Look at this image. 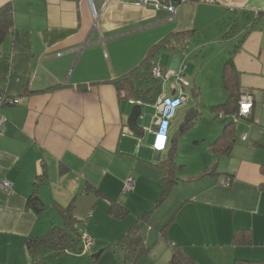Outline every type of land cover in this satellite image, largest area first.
I'll list each match as a JSON object with an SVG mask.
<instances>
[{"label": "crops", "instance_id": "crops-1", "mask_svg": "<svg viewBox=\"0 0 264 264\" xmlns=\"http://www.w3.org/2000/svg\"><path fill=\"white\" fill-rule=\"evenodd\" d=\"M170 1L174 18L134 0H0L13 7L0 43V96L21 98L2 108L0 264H29L26 239L61 224L56 206L70 203L93 246L64 258L46 253L51 264H123L111 243L145 213L139 233L150 249L137 264H171L174 246L197 264H264V0ZM229 57L252 106L236 117L234 142L221 154L211 144L225 113L211 108L228 97ZM148 63L178 77L156 79L151 100L114 84L131 74L144 87ZM179 93L165 149L155 151L154 104ZM134 105L141 135L127 126ZM194 127L196 155L190 166L174 162L180 173L173 169L176 181L160 201L168 145L178 129ZM128 177L134 185L124 194ZM35 189L38 212L27 204ZM113 200L125 217L109 213Z\"/></svg>", "mask_w": 264, "mask_h": 264}, {"label": "trees", "instance_id": "trees-1", "mask_svg": "<svg viewBox=\"0 0 264 264\" xmlns=\"http://www.w3.org/2000/svg\"><path fill=\"white\" fill-rule=\"evenodd\" d=\"M12 27L13 7L11 2H7L0 6V43L10 33ZM165 40L168 39L165 38ZM163 42H161V44ZM159 45L160 43L153 46V50H151V53L149 54L151 55L154 49L159 47ZM150 67L151 64L148 63L144 74L141 75L144 80V87L140 82L139 84L141 85L137 84L134 81L135 76L131 74L116 79L114 84L117 87L120 86L119 89H125L128 96L133 94L138 95L145 100H151L156 93L157 86L155 85L156 79L153 78ZM222 75L225 88L228 90V97L223 103L214 105L211 108L215 113V116L217 115L218 111H223L225 113L224 117L222 118V132L213 140L211 148L212 150L218 151L221 154H227L234 142L233 126L234 121L238 118H236V116H231L228 118V115L230 113L236 115L238 105L237 103L240 97V94L237 91V74L235 72L233 59L231 57L226 60ZM140 114L141 112L139 106L134 105L127 118L128 128L136 135H141L143 132V129L138 121ZM190 123L191 122H188L186 125H189ZM186 125H183L182 129H186L188 127ZM175 145L176 137L174 135L169 145V152L166 158L167 168L166 170L164 169V176L160 180L162 184L160 201H163V199L169 194L171 185L176 181V178L173 176V169L176 167V164L174 163L172 157ZM225 179L229 182L231 180L230 177H225ZM27 204L37 212L43 209V204L39 198V195L37 194L36 189L28 197ZM56 211L61 217V224L54 223L46 230L44 234L40 236H30L26 239V244L24 247L27 253L31 256L29 264H51V262L46 259V253H49L52 257H58L60 255L66 254L68 251L74 252L78 247L79 249L81 248L80 235L81 231L83 230L76 225L78 222H80V219L76 218L73 214V204L70 203L67 206H56ZM109 213L116 218H123L128 213V210L119 201L113 200L109 206ZM148 217L149 216L147 213L142 215L141 218H138L135 224H132L115 242L111 243L113 249L117 248L119 250V256L124 262H127L128 264H137V258L150 249L149 246L144 244L139 233L141 223L145 222ZM172 248L173 250L170 257L171 264H197L195 259L183 255L178 247L174 246ZM234 264L261 263H255L251 261H237Z\"/></svg>", "mask_w": 264, "mask_h": 264}, {"label": "built area", "instance_id": "built-area-1", "mask_svg": "<svg viewBox=\"0 0 264 264\" xmlns=\"http://www.w3.org/2000/svg\"><path fill=\"white\" fill-rule=\"evenodd\" d=\"M91 2V0H88ZM137 4L142 6H150L154 8H162L165 9L169 14L170 17L174 18L176 15V6L170 0H134ZM93 9V8H92ZM96 11H93V15H96ZM151 74L153 78L158 79L164 76L176 75L178 74L172 70H168L166 73H162L160 66L155 64L151 68ZM21 101L20 97H5L0 96V127L5 122V116L2 112V108L8 105H16ZM183 103V96L181 93L179 94H163L159 97L154 106H155V129L153 130L154 138L152 143V148L155 151L164 150L167 144V136L169 132V126L173 118L175 117L178 108ZM252 106V99L248 96H241L238 100V109L236 111V117H242L249 114L250 108ZM225 184H228V180H224ZM1 185L4 188L9 187V183L6 180L1 182ZM133 179L128 177L123 184L122 192L127 193L131 189H133ZM80 241L82 242V250L89 251L93 246V239L92 237L87 234L85 231H81Z\"/></svg>", "mask_w": 264, "mask_h": 264}, {"label": "rangeland", "instance_id": "rangeland-1", "mask_svg": "<svg viewBox=\"0 0 264 264\" xmlns=\"http://www.w3.org/2000/svg\"><path fill=\"white\" fill-rule=\"evenodd\" d=\"M201 127L202 126L199 127L198 131H200V130L202 131ZM181 130L182 129L177 130L178 135L176 136V145H175L174 152L172 154L173 161L178 163V164L184 165V166L185 165L190 166L191 161L194 159V156L196 155V151L194 148L195 147V143H194L195 136H198L199 133L197 134L195 127L193 129L192 128L188 129L186 132H184L182 134H181ZM197 157H198V155H197ZM178 164L176 165V167L178 168V174H179L180 173L179 172L180 167ZM80 244H81V246H80L81 248L79 249V247H78L76 249L77 252L82 250V242L81 241H80ZM71 253H74V252L68 251L66 253V255L62 256L61 258L69 257L71 255ZM86 256H88V254ZM59 263L60 262L55 263V264H59ZM122 263L124 264V262H122ZM125 263L128 264L127 262H125Z\"/></svg>", "mask_w": 264, "mask_h": 264}, {"label": "water", "instance_id": "water-1", "mask_svg": "<svg viewBox=\"0 0 264 264\" xmlns=\"http://www.w3.org/2000/svg\"><path fill=\"white\" fill-rule=\"evenodd\" d=\"M99 252H100V251H97V252L95 253V255H98V254H99Z\"/></svg>", "mask_w": 264, "mask_h": 264}, {"label": "clouds", "instance_id": "clouds-1", "mask_svg": "<svg viewBox=\"0 0 264 264\" xmlns=\"http://www.w3.org/2000/svg\"><path fill=\"white\" fill-rule=\"evenodd\" d=\"M165 149V148H164Z\"/></svg>", "mask_w": 264, "mask_h": 264}]
</instances>
